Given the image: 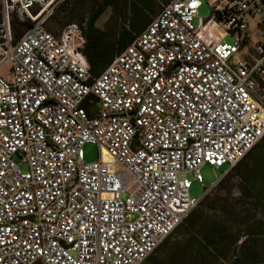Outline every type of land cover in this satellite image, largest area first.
<instances>
[{
  "label": "built area",
  "instance_id": "2783aa9c",
  "mask_svg": "<svg viewBox=\"0 0 264 264\" xmlns=\"http://www.w3.org/2000/svg\"><path fill=\"white\" fill-rule=\"evenodd\" d=\"M59 2L0 0V264H145L264 138V0H171L97 78Z\"/></svg>",
  "mask_w": 264,
  "mask_h": 264
},
{
  "label": "trees",
  "instance_id": "16d2710c",
  "mask_svg": "<svg viewBox=\"0 0 264 264\" xmlns=\"http://www.w3.org/2000/svg\"><path fill=\"white\" fill-rule=\"evenodd\" d=\"M129 1L64 0L66 10L58 9L47 29L57 33L77 21L84 28L81 51L97 78L150 25L155 18L151 13L158 12L154 0ZM86 6L91 12L84 11ZM108 10L112 17L105 23L107 30L100 22ZM63 11L68 23L52 31L49 23ZM260 27L264 33V22ZM180 226L187 238L182 244L170 240ZM180 226L145 264H264V138L203 196Z\"/></svg>",
  "mask_w": 264,
  "mask_h": 264
},
{
  "label": "rangeland",
  "instance_id": "374dc122",
  "mask_svg": "<svg viewBox=\"0 0 264 264\" xmlns=\"http://www.w3.org/2000/svg\"><path fill=\"white\" fill-rule=\"evenodd\" d=\"M133 0H130L129 2H131ZM156 2V4L158 5V12L152 14L151 15L153 17H157L159 15V13L161 12V10L163 9V7L165 5H167L171 0H154ZM63 8V10H66L67 6L64 3V0H60L55 13L58 9ZM84 11L89 13L91 12L89 7L86 6L84 8ZM56 16L54 17V19L49 23L48 28L51 29L52 31H57L59 30L61 27H63V25L68 23V19L67 17H65L64 11L59 13V14H55ZM105 18L100 22V26L104 29L108 30V27H105V23L112 17V11H108L105 16ZM211 17V8L208 5V3L206 2V0H203V6L199 11V18L201 19H208ZM199 18H197L195 20V24L198 25L199 23ZM264 22V13L259 16V17H253L249 20V31L250 33H252L253 38L255 40V43L260 39L261 41H264L263 39V28L260 27V24ZM71 23H77V21H73ZM227 41L232 42V38H228ZM7 71V69H5V72ZM84 154H85V161L86 162H93V161H97L99 159V148L95 145H86L84 148ZM228 170V166H224L220 169H216L215 167H212L210 165H206L202 168V174L204 177V184H201L199 182H193V186L191 188V196L197 199H200L204 196V192H205V186H207L209 188V192H211L215 187L216 184L213 185L214 183H216L222 176L223 174ZM191 177V176H190ZM213 185V186H211ZM171 241L177 240L178 242H180L181 244L184 243L186 241V237H185V231L184 229L180 226L170 237ZM153 264H155L156 262H152ZM37 264H42L41 262L37 263ZM194 264H200V262L198 261L197 263Z\"/></svg>",
  "mask_w": 264,
  "mask_h": 264
},
{
  "label": "crops",
  "instance_id": "0c3cea01",
  "mask_svg": "<svg viewBox=\"0 0 264 264\" xmlns=\"http://www.w3.org/2000/svg\"><path fill=\"white\" fill-rule=\"evenodd\" d=\"M262 23H263V22H262ZM262 23H261V24H262ZM263 34H264V33H263ZM251 36H252V38H253L252 33H251ZM263 39H264V36H263ZM252 40L255 42L254 38H253ZM258 41H261V40L259 39ZM251 51H253V49H252ZM221 178H222V177H221ZM221 178H220V179H221ZM220 179H219V180H220ZM219 180H218V181H219ZM218 181H217V182H218ZM217 182H216V183H217ZM216 183H214L213 185H215ZM213 185H211V186H213Z\"/></svg>",
  "mask_w": 264,
  "mask_h": 264
},
{
  "label": "water",
  "instance_id": "95a60500",
  "mask_svg": "<svg viewBox=\"0 0 264 264\" xmlns=\"http://www.w3.org/2000/svg\"><path fill=\"white\" fill-rule=\"evenodd\" d=\"M108 11H109V10H108ZM108 11H107V12H108ZM107 12H106V13H107ZM106 13H105V14H106ZM104 16H105V15H104ZM104 18H105V17H103L102 20H103ZM102 20H101V21H102Z\"/></svg>",
  "mask_w": 264,
  "mask_h": 264
},
{
  "label": "bare ground",
  "instance_id": "6f19581e",
  "mask_svg": "<svg viewBox=\"0 0 264 264\" xmlns=\"http://www.w3.org/2000/svg\"><path fill=\"white\" fill-rule=\"evenodd\" d=\"M104 154L106 155V152L104 151Z\"/></svg>",
  "mask_w": 264,
  "mask_h": 264
}]
</instances>
